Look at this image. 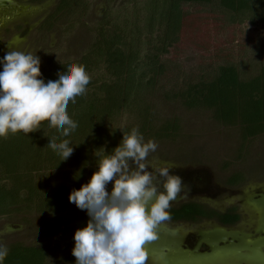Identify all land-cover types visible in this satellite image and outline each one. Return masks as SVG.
Listing matches in <instances>:
<instances>
[{
	"label": "rangeland",
	"instance_id": "rangeland-1",
	"mask_svg": "<svg viewBox=\"0 0 264 264\" xmlns=\"http://www.w3.org/2000/svg\"><path fill=\"white\" fill-rule=\"evenodd\" d=\"M58 1L44 0L33 5L30 12L19 20L2 22L0 57L8 50L31 52L40 58L42 76L54 75L66 62L80 64L84 53H88L96 41V30L108 16L113 25H118L114 30L126 28L124 37L129 47L140 43L137 48L142 59L152 57L156 53L154 49L160 51L157 47L161 48L159 44L163 39L156 38L163 35L162 30L167 25L169 0H76L80 2L72 4L67 15L56 11ZM149 17L153 19L151 25L154 29L146 23ZM245 24L248 25L247 22ZM109 26L106 28L111 30ZM209 33L212 35L213 30ZM204 40L202 32L182 38L176 52L188 68L196 61L201 52L199 44ZM151 61L149 59V63ZM106 67L100 63L98 68L88 73L94 86L87 87L77 103L79 107L85 105L86 108L90 100L94 102L97 116L94 119L98 121V128H93V133L96 131L104 139L126 128L140 127L136 110L125 107L118 114H104L100 118L102 115L98 109L109 93L104 83L111 81ZM143 68L144 65L139 66V69ZM141 97L147 105L153 106L158 124L172 120L178 122V130L171 140L152 136L144 138L157 145L156 151L148 156V170L163 166L181 178V186L170 206L197 202L220 212L237 208L240 219L235 226H222L206 219L197 223L161 221L157 228L167 233L172 245H161L154 250L145 244L148 253L146 264H264V134L244 141L238 128L217 121L210 110L187 109L178 103L165 101L158 92L147 93L144 90ZM48 132L41 137L43 142ZM76 136L67 139L75 146L74 156L77 147L82 145ZM80 136L83 139V135ZM54 137L51 132L50 139ZM109 144H104V147ZM71 155L66 165L71 162L68 161ZM94 161V158L87 161L88 170L79 187L95 170ZM58 173L47 170L44 176L54 177V188L63 183V177ZM235 174L242 180L231 184V177ZM162 179L157 176L153 181L158 191L163 190ZM11 212L0 217V245L6 247L20 242L26 246H42L48 253L47 264H73L64 258L71 254L74 230L83 227L88 219L84 211L68 203L51 209L47 214L39 211L36 205H16ZM169 254L167 261L165 256Z\"/></svg>",
	"mask_w": 264,
	"mask_h": 264
},
{
	"label": "trees",
	"instance_id": "trees-1",
	"mask_svg": "<svg viewBox=\"0 0 264 264\" xmlns=\"http://www.w3.org/2000/svg\"><path fill=\"white\" fill-rule=\"evenodd\" d=\"M169 1L167 25L162 30L163 35L156 38L162 37L161 48L157 47L160 51L154 49L156 53L150 58L140 57L141 52L137 48L140 43L133 41L134 49L129 47L124 37L126 28L114 30L118 25H113L109 16L96 30V41L79 63L87 74L98 68L100 63L107 66L111 81L104 83L109 93L98 109L102 115L100 118L104 114H118L124 107L136 110L140 126L137 130L143 138L152 136L171 140L178 130V122L172 120L158 124L153 106L147 105L141 97L145 90L147 93L158 92L165 101L178 103L187 109L210 110L217 121L238 128L241 140L264 134V0ZM79 2L59 0L56 11L67 15L70 6ZM152 21L150 17L146 18L150 28H153ZM108 25L111 30L106 28ZM210 30H213L212 35ZM196 32H202L205 40L199 44L201 52L193 66L188 68L176 50L182 38ZM149 59L152 60L150 63ZM68 63L60 68H66ZM140 65L145 68L139 69ZM53 76L46 74L42 77L47 80ZM93 86L89 80L86 88ZM80 97L67 105L69 117L77 123V128L68 137H62L47 121L41 122L39 129L28 134L17 132L0 137V217L12 213L11 209L16 205H36L46 214L51 209L67 205L68 193L79 187L88 170L87 161L89 158L95 160L93 151L105 154L103 148H96L110 142L105 148L110 151L119 142L121 131L131 130L123 128L108 139L96 131L93 133V128H98V121L94 119V116L97 118L94 102L90 100L86 108L85 105L79 107ZM47 130L48 136L43 142L41 137L46 136ZM51 132L57 142L76 135V140L80 138L82 145L77 147L76 156L71 155L68 165L66 160L60 162L61 157L48 146ZM84 136L87 139L84 140ZM47 170L60 172L62 186L54 188V177H44ZM239 176L233 175L230 183L240 182L242 177ZM234 211L231 209L230 213L223 215L200 203L189 202L169 208L168 220L197 223L203 219H215L226 225H235L239 216ZM5 248L7 254L0 259V264H47L45 247L17 242ZM74 259L69 254L64 261L73 263Z\"/></svg>",
	"mask_w": 264,
	"mask_h": 264
},
{
	"label": "clouds",
	"instance_id": "clouds-1",
	"mask_svg": "<svg viewBox=\"0 0 264 264\" xmlns=\"http://www.w3.org/2000/svg\"><path fill=\"white\" fill-rule=\"evenodd\" d=\"M89 79L83 65L69 62L45 80L37 54L6 51L0 57V137L28 134L43 121L68 137L77 123L69 117L67 105L85 92ZM47 143L60 162L75 147L67 139ZM100 148L105 154L92 153L95 170L67 197L88 218L73 232V264H146L145 244L157 239V226L170 218L168 209L181 178L163 166L148 170V156L157 145L151 139L145 141L136 128L121 131L110 151L104 146L96 149ZM157 176L163 178L162 191L153 183ZM6 254L0 245V259Z\"/></svg>",
	"mask_w": 264,
	"mask_h": 264
},
{
	"label": "flooded vegetation",
	"instance_id": "flooded-vegetation-1",
	"mask_svg": "<svg viewBox=\"0 0 264 264\" xmlns=\"http://www.w3.org/2000/svg\"><path fill=\"white\" fill-rule=\"evenodd\" d=\"M13 1L18 5L17 7H7V8L0 10V24L2 22H5V21H15V20L17 21V20H19L20 17H22L25 14L30 12V9L33 8L32 7L33 5L39 4L40 2H43L44 0H13ZM24 23H25V21H24ZM185 203H189V202H185ZM181 204H184V203H181ZM181 204H179V205H181ZM179 205H176V206L171 205V206H169V208L177 207ZM202 205H204V204H202ZM210 209H212V208H210ZM231 209L232 208L228 209L225 212H220V211L215 210V209H213V210L220 213V214L226 215V214L230 213ZM233 209L235 210L234 214L239 215L237 208H233ZM209 221H215L216 223H218L219 225H222V226H235L240 221V219L235 225H226L224 223L218 222L215 219H212Z\"/></svg>",
	"mask_w": 264,
	"mask_h": 264
},
{
	"label": "water",
	"instance_id": "water-1",
	"mask_svg": "<svg viewBox=\"0 0 264 264\" xmlns=\"http://www.w3.org/2000/svg\"><path fill=\"white\" fill-rule=\"evenodd\" d=\"M17 6L18 5L13 0H0V10L7 8V7H17ZM156 231H157V239L153 242L146 243L147 245L150 246V248H152L154 250H158L161 245L165 246V247H167L166 244L172 245L171 240H169V238H167L168 236H167L166 232H162L163 230H161L159 228H157ZM169 257H170V254L166 255L165 259L168 261ZM178 257L180 259L181 254H179Z\"/></svg>",
	"mask_w": 264,
	"mask_h": 264
},
{
	"label": "snow or ice",
	"instance_id": "snow-or-ice-1",
	"mask_svg": "<svg viewBox=\"0 0 264 264\" xmlns=\"http://www.w3.org/2000/svg\"><path fill=\"white\" fill-rule=\"evenodd\" d=\"M155 240H156V239H155ZM155 240L149 241V242H147V243L153 242V241H155Z\"/></svg>",
	"mask_w": 264,
	"mask_h": 264
}]
</instances>
